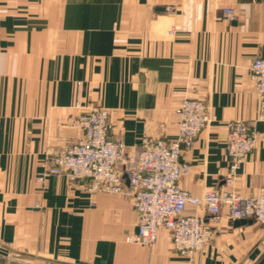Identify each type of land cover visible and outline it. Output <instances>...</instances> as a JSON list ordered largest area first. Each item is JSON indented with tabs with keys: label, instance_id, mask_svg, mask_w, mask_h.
<instances>
[{
	"label": "crops",
	"instance_id": "crops-1",
	"mask_svg": "<svg viewBox=\"0 0 264 264\" xmlns=\"http://www.w3.org/2000/svg\"><path fill=\"white\" fill-rule=\"evenodd\" d=\"M229 6L233 20L223 17ZM257 58L264 0H0V264H264V226H236L226 209L206 218L212 241L183 256L164 228L154 246L127 240L138 221L130 195L94 193L64 175L39 181L47 151L82 138L77 121L90 109L109 110L110 137L136 161L145 137L174 139L177 106L198 99L213 121L183 152L190 172L180 187L193 197L257 196L264 112L249 78ZM237 120L258 141L228 184L227 124Z\"/></svg>",
	"mask_w": 264,
	"mask_h": 264
},
{
	"label": "built area",
	"instance_id": "built-area-1",
	"mask_svg": "<svg viewBox=\"0 0 264 264\" xmlns=\"http://www.w3.org/2000/svg\"><path fill=\"white\" fill-rule=\"evenodd\" d=\"M235 16L233 7L223 8L225 19L233 20ZM249 78L264 109V58L254 61ZM176 113L179 116L177 138L163 141L146 137L138 147L136 161H131L125 157L126 146L109 136V112L91 110L79 122L83 137L60 151L49 153L50 166L39 181L44 186L49 176L64 175L71 182H88L89 191L94 193L131 195L138 214V233L127 240L154 246L160 229L164 228L171 234L174 250L184 256L202 251L214 236L201 217L186 213L188 206L215 215L226 209L231 221L252 220L264 226V187L255 197L225 189L193 197L180 187V181L190 172V166L182 160L183 148L193 146L198 135L213 121V115L210 106L190 99L182 100ZM257 141L258 134L250 125L243 121L228 123L226 183L237 176Z\"/></svg>",
	"mask_w": 264,
	"mask_h": 264
},
{
	"label": "rangeland",
	"instance_id": "rangeland-1",
	"mask_svg": "<svg viewBox=\"0 0 264 264\" xmlns=\"http://www.w3.org/2000/svg\"><path fill=\"white\" fill-rule=\"evenodd\" d=\"M235 13H236V11H235ZM236 17V16H235ZM258 59V58H257ZM256 60V59H255ZM254 60V61H255ZM254 63V62H253ZM252 63V64H253ZM252 66V65H251ZM190 100H198V99H190ZM198 101H201V100H198ZM181 102V101H180ZM202 103H204V104H206L205 102H203V101H201ZM180 104V103H179ZM207 105V104H206ZM208 106H210V105H208ZM178 107V106H177ZM211 107V106H210ZM261 107V106H260ZM94 109H104V108H101V107H95V108H93V109H90L89 111H87V112H85L84 114H82V116L81 117H79V119H78V121H77V123H78V125H79V127L81 128V126H80V124H79V122H80V119L82 118V117H84L85 115H87L91 110H94ZM177 109V108H176ZM107 110V109H106ZM262 112H264V109H260ZM108 112H109V110H107ZM211 112H212V109H211ZM175 113H176V110H175ZM176 115L178 116V114L176 113ZM213 115V114H212ZM179 117V116H178ZM109 121H110V112H109ZM237 121H239V120H237ZM231 122H233V121H231ZM243 122H245V121H243ZM179 123V122H178ZM230 123V122H229ZM246 124H248V125H250L252 128H254L250 123H247V122H245ZM110 124H111V121H110ZM209 126V125H208ZM207 126V127H208ZM227 126H228V124H227ZM206 127V128H207ZM205 128V129H206ZM204 129V130H205ZM203 130V131H204ZM110 131H111V128H110ZM82 134H83V131H82ZM178 134V133H177ZM109 136H110V132H109ZM199 136V135H198ZM83 137V136H82ZM111 138V137H110ZM146 138V137H145ZM177 138V135H176V137L174 138V139H176ZM81 139V138H80ZM79 139V140H80ZM112 139V138H111ZM174 139H170V140H174ZM197 139V138H196ZM196 139H195V141H196ZM112 140H114V139H112ZM157 140H162V139H157ZM169 140V141H170ZM78 141V140H77ZM76 141V142H77ZM114 141H118V140H114ZM163 141H168V140H163ZM195 141H194V143H195ZM119 142H121V141H119ZM73 143H75V142H73ZM122 143V142H121ZM72 144V143H71ZM124 144V143H123ZM141 144V143H140ZM70 145V144H69ZM69 145H67V146H69ZM194 145V144H193ZM66 146V147H67ZM140 146V145H139ZM65 147V148H66ZM193 147V146H192ZM192 147L191 148H183V152L185 151V150H190V149H192ZM226 147H227V152H228V145H227V142H226ZM64 149V148H63ZM60 150H62V149H57V148H50L48 151H47V153H53V152H55V151H60ZM125 153H128V151H127V149H126V151H125ZM252 153V152H251ZM46 172V171H45ZM44 172V173H45ZM41 176V175H40ZM128 187V186H127ZM115 195H120V194H115ZM121 196H126V195H121ZM131 196V195H130ZM132 197V196H131ZM134 202V201H133ZM235 222V221H234ZM263 226V225H262ZM213 231V230H212ZM181 255V254H180ZM184 256V255H183Z\"/></svg>",
	"mask_w": 264,
	"mask_h": 264
},
{
	"label": "water",
	"instance_id": "water-1",
	"mask_svg": "<svg viewBox=\"0 0 264 264\" xmlns=\"http://www.w3.org/2000/svg\"><path fill=\"white\" fill-rule=\"evenodd\" d=\"M124 181H125V185H126V186H129V181H128V178H127L126 176L124 177ZM214 216H217V215L212 214V213H210V212H208V211L205 210V215H204V217L202 218V220H203L204 223H206V218H208V217H214ZM247 223L251 224L252 221H251V220H240V221L238 220V221H235V222H234V224H235L236 226L245 225V224H247ZM136 233H138V229H136Z\"/></svg>",
	"mask_w": 264,
	"mask_h": 264
}]
</instances>
